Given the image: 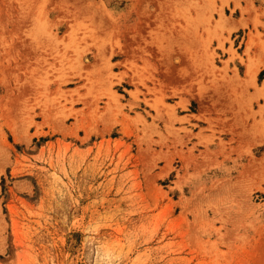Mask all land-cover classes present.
<instances>
[{"label": "rangeland", "instance_id": "obj_1", "mask_svg": "<svg viewBox=\"0 0 264 264\" xmlns=\"http://www.w3.org/2000/svg\"><path fill=\"white\" fill-rule=\"evenodd\" d=\"M249 62L264 0H0V264H264Z\"/></svg>", "mask_w": 264, "mask_h": 264}, {"label": "bare ground", "instance_id": "obj_2", "mask_svg": "<svg viewBox=\"0 0 264 264\" xmlns=\"http://www.w3.org/2000/svg\"><path fill=\"white\" fill-rule=\"evenodd\" d=\"M46 34V33H45ZM250 63V62H249ZM256 72H257V67L254 66V63H250L248 65V74L251 76V77H255L256 75Z\"/></svg>", "mask_w": 264, "mask_h": 264}, {"label": "crops", "instance_id": "obj_3", "mask_svg": "<svg viewBox=\"0 0 264 264\" xmlns=\"http://www.w3.org/2000/svg\"><path fill=\"white\" fill-rule=\"evenodd\" d=\"M254 66L257 67V72H256V75H255V79L257 77L258 81H259V76L261 75V73L264 71V68H262L264 65H257L254 63Z\"/></svg>", "mask_w": 264, "mask_h": 264}]
</instances>
